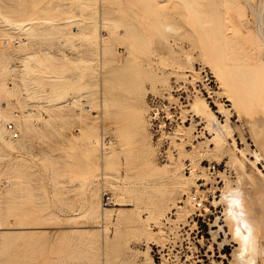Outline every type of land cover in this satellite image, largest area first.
<instances>
[{
    "label": "rangeland",
    "instance_id": "374dc122",
    "mask_svg": "<svg viewBox=\"0 0 264 264\" xmlns=\"http://www.w3.org/2000/svg\"><path fill=\"white\" fill-rule=\"evenodd\" d=\"M57 1L40 3L38 22L29 28L9 29L32 42L13 40L20 60L4 61L8 68L0 73L16 90L3 106L18 113L12 116L22 143L0 122V264H247L248 253L249 262L261 264L260 247H239L219 199L238 172L264 173V156L256 159L249 150L255 146L237 62L222 52L236 30L223 3ZM237 1L254 29L251 9ZM26 5L0 0L1 38L9 33L3 20L20 17L15 8ZM49 6L52 11L41 10ZM45 18L52 23L45 26ZM72 26L88 29L90 37L70 42ZM78 99L92 109L82 111ZM202 100L229 125L230 138L217 142L205 117L193 114ZM26 108H33L31 116L23 115ZM23 116H34L30 139ZM235 124L245 127L249 147ZM191 191L206 209L193 206ZM254 197L243 210L251 219L254 205L264 204V194Z\"/></svg>",
    "mask_w": 264,
    "mask_h": 264
},
{
    "label": "bare ground",
    "instance_id": "6f19581e",
    "mask_svg": "<svg viewBox=\"0 0 264 264\" xmlns=\"http://www.w3.org/2000/svg\"><path fill=\"white\" fill-rule=\"evenodd\" d=\"M43 1H45V0H27V5H26L25 9L19 10V9L15 8V12L16 13L18 12L17 14H19L20 17L16 16L12 20H9V19L3 20V21H5L4 26H6V29L8 28V30H4V32L7 33L9 31V29H10V31H11V29L15 30V31H22V30L29 28V26L32 24V22H38L39 16L37 14V9H38L39 4L42 3ZM220 1L223 3V5L225 7V9H224L225 13L224 14L228 15L229 18L226 16L228 18V20L231 19V23H230V21L228 23H230V25H231L233 22V24L231 25V27L234 25L233 31L236 28V30L234 32H232L231 35H228L229 37L225 38V42H226L225 44L226 45H225V48L222 52H223L226 60H229V61L235 60L237 62V66L235 65L234 67H235L237 73L240 74L242 77V83H241L239 88L241 91H244L247 93V97H246L245 101H243V103H246V106H247V108H249V111H250V115H249L250 119H249V122L246 125V127L250 133V138H251L252 144L255 146L254 149L250 148L249 143L246 141V138L244 136V130H243L245 127L242 128V126L235 124V128L237 129L236 132L238 131V134H239L238 136L241 137L242 142H245L247 147H249L251 155L255 156L256 159H259L260 154L262 156H264V27H263V24H262L261 19H260L259 1L258 0H243L245 2V4H247V6L251 9V12H252L251 17H252L254 29H253V27L251 28L244 23V21H243L244 20L243 19L244 9L241 5H239L237 0H220ZM57 5L62 6V4L59 0L57 1ZM78 6H80V5H78ZM78 6H76V7L79 8ZM76 7H74V8H76ZM86 7H88V10H89L88 15H86V19L87 20L89 18L92 19V17H91L92 5L86 4ZM44 9L46 11H52L53 7L49 6V7H42L41 8L42 11ZM63 9H65V8H63ZM85 10H87V8ZM67 11H69V10H67ZM73 11H75V9ZM78 12H75V13H77V15H79ZM73 14H74V12H73ZM77 15H75V16H77ZM83 16H84V14H83ZM226 17L224 18L225 20H227ZM66 19H68V18H66ZM43 23L45 26H48L49 24L52 23V20L45 18V19H43ZM226 27H228V26H226ZM228 29H231V28L229 27ZM10 31H9V33L6 34L8 36V38L7 37H5V38L0 37V73H3V74L8 68L7 64H4V61H10L9 59L11 57L12 58L17 57L19 59L18 55L16 53H13V51H12V47H14V46H12L13 45L12 41L13 40L18 41L17 44L18 43L19 44L18 45L16 44L17 46H25L24 44L28 45L32 42L31 40H28L29 37H27L28 35L26 33L25 34L27 36L24 35L23 32L11 34ZM77 31H78V33H77V35H75V37H76L75 38L74 34ZM71 32H72L71 35L69 34L67 36L70 42H74L75 39H77L78 37L80 39L81 36L90 37L89 35H91V32L88 29H86V28L85 29L84 28L79 29L78 26H72ZM2 34H3V32H2ZM18 35L26 37V39L22 38L19 40V39H17L19 37L15 38ZM3 36H5V35L3 34ZM100 36H101V34L99 35V37ZM84 37H83V39H84ZM101 39H103V38L101 37ZM82 43L84 44V42H82ZM101 43H103V42H101ZM13 50H15V49H13ZM22 56H23L22 59H24L26 55L25 56L22 55ZM20 58H21V56H20ZM14 64L15 63L10 64L9 67L13 66V69L15 70V68L17 69V67L14 68V66H15ZM246 68H247V70H246ZM246 71H248V72H246ZM12 84L13 83H11V82H6L3 77H2V79L0 77V100L2 98L4 99L2 102H0V118H1L0 122L2 123L1 125H3V129H4L3 131H5L7 133V135L11 138V140H16L15 142L21 147L22 143L20 140L21 136L19 138V132H18L17 136L11 137L9 135L8 130L6 128V125H5V122L7 120H12L14 122L15 126L17 127L18 131L20 129L19 128L20 124L17 125L19 122L15 121V119H14V117L15 118H17V117L12 116L14 114V115H17L19 118L18 113L15 112V110H12V111H11V109L8 110L7 107L3 106V103L9 105L10 100H8L7 96L10 97V96L16 95L15 94L16 90H14L15 92L12 91V86H13ZM17 86H15V87H17ZM18 91H19V89H18ZM3 94L5 95V98L3 97ZM78 101H80V100L78 99ZM79 103H80V105H79ZM195 103L196 102H194V105L191 107L193 114L196 116L205 117V119L207 121V125H205V126H207L206 128L208 129V132L212 133L214 135L213 137L215 138V140L217 142L219 141V139H221V137L222 138L224 137V139H227V138H230L232 136V132L229 128V125H227V123H223L219 120L217 115L211 110L207 101L202 100V106L203 107H200L199 106L200 104L197 105ZM62 104H65V103H62ZM76 104H78L80 106V109L82 111H86V110L90 111V109H92V105L90 103H86V102L82 103L80 101V102L75 103V105ZM31 109H33V108H26L24 110L25 112H23L22 110H19V111H22V113H24L23 115L30 114L29 116H31V112H30ZM12 112H13V114H12ZM32 113H34V112H32ZM20 115H21V113H20ZM32 115H34V114H32ZM29 116H23V120H22L23 123L22 124L25 126V130L27 132L28 138L30 139L29 135H32L30 133L32 132V129H34V128H32L33 124H31L32 122H30V121L32 120V117H34V116H32L30 119H29ZM33 120H35L33 122L35 124L38 122H41L37 118L36 119L34 118ZM34 127H36V126H34ZM0 134L2 135L3 133H0ZM87 134L89 135L90 133L87 132ZM1 135H0V137H1ZM91 135L92 134H90V136ZM213 137L211 140H214ZM10 138H8V139H10ZM97 138L98 137L93 138V139L91 138V139L94 143H97V145H98L99 140ZM85 139H88V138H85ZM82 140H84V139L82 138ZM89 140H90V137H89ZM84 142L87 143V141H84ZM17 144H15V145L18 146ZM92 145H93V143H92ZM114 146H116V145H114ZM88 148L89 147H87V149ZM103 153H105V152H103ZM106 153H108V152H106ZM108 154H110V152ZM255 168L257 169V167H255ZM190 172H191V168L189 169V173ZM238 174L239 175L237 176L235 186H229L228 189L225 188V190H223V192L221 193V196L219 199L224 200L226 202L225 214L231 220V222H230L231 228L230 229H231L233 235L235 236L236 242L239 244V247L245 246L247 248V250H250V249L253 250L254 248L256 249L257 247H260L258 250L261 251V259H262L261 264H264V248L261 245L262 239L264 238V225H263V223H264V204L258 202L256 205H254L255 211L253 212L252 219L250 218L251 216L250 217L247 216L245 214V212L243 211V210H245V211L247 210V208L244 207V205L247 203L249 195H253V199H255V197H254L255 194L256 195L257 194H260V195L264 194V175H263L264 173H262L259 169H257L256 171L254 169V171H251L250 173L243 170V172L242 171L238 172ZM7 181L8 180L6 179L4 182L7 183ZM254 191H256L255 194L253 193ZM219 199H216V200H219ZM203 209H206V206H203ZM101 212H102V210H101ZM214 224H216V221L214 222ZM221 229H222V227L219 226L218 230L221 231ZM212 232H213V238H217L218 237L217 231L215 230ZM254 233H257L259 237L255 238V236H253ZM249 257H251L250 253H248L246 256V258L248 260L247 264H252L251 262H249L250 261ZM247 260H246V262H247Z\"/></svg>",
    "mask_w": 264,
    "mask_h": 264
},
{
    "label": "built area",
    "instance_id": "2783aa9c",
    "mask_svg": "<svg viewBox=\"0 0 264 264\" xmlns=\"http://www.w3.org/2000/svg\"><path fill=\"white\" fill-rule=\"evenodd\" d=\"M259 1V6H260V19L261 22L263 24L264 27V0H258ZM6 128L8 130V133L11 137H15L18 134V129L15 126L14 122L12 120H7L5 122ZM211 167L213 169L214 167V163H211ZM189 171V168H187ZM211 191H207V194H210ZM189 200L191 201V203L193 204V206L197 209H203V197L200 196L198 193H196L195 191H191L188 195ZM102 200L104 203L109 202L110 201V196L107 193H104L102 195ZM204 210V209H203Z\"/></svg>",
    "mask_w": 264,
    "mask_h": 264
}]
</instances>
